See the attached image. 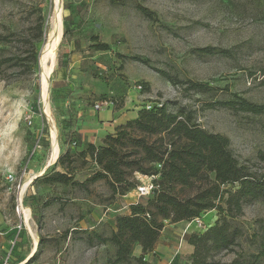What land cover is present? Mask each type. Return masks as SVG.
I'll return each mask as SVG.
<instances>
[{"label":"rangeland","instance_id":"rangeland-1","mask_svg":"<svg viewBox=\"0 0 264 264\" xmlns=\"http://www.w3.org/2000/svg\"><path fill=\"white\" fill-rule=\"evenodd\" d=\"M53 1L0 0V220L7 230L0 234V264H106L114 246L93 232L109 236L116 216L129 214V204L148 199L137 186L111 199L103 181L90 184L89 195L77 187L36 182L55 163L46 165L52 137L44 112L59 156L61 150L74 152L87 143L73 129L78 115L103 100L111 101L116 112L126 110V98L138 96V111L149 102L164 104L168 111L182 109L205 131L228 137L240 163L264 173V112L234 111L217 103L236 94L264 105V0H62L58 68L47 86V111L38 41L42 22V43L49 31ZM64 27L68 33L63 37ZM101 43L108 49L96 50ZM33 45L40 47L37 65ZM163 70L168 77L161 75ZM194 82L209 90L197 92L190 87ZM136 84H141L140 92ZM74 166L78 181L94 168L79 160ZM135 175L147 190L148 180ZM243 208L238 221L252 232L264 220V201ZM210 218L202 216L201 227L183 223L182 229L168 228L165 236L173 241L164 245L168 254L161 257L154 249L146 258L155 264H185L184 234L199 232ZM34 241L35 251L25 262ZM138 247L132 253L136 257ZM248 249L244 242L235 253L217 258L229 264Z\"/></svg>","mask_w":264,"mask_h":264},{"label":"trees","instance_id":"trees-1","mask_svg":"<svg viewBox=\"0 0 264 264\" xmlns=\"http://www.w3.org/2000/svg\"><path fill=\"white\" fill-rule=\"evenodd\" d=\"M42 24L40 47L44 39ZM64 29L63 37L68 33ZM32 47V60L37 65L40 47ZM95 49L106 50L108 45L96 44ZM135 58L148 64V60ZM159 72L168 77L164 70ZM190 87L197 92L209 90L207 84L195 82ZM217 103L234 111L264 112V105L236 94ZM158 104L144 107L133 119L119 123L100 145L89 142L74 152L61 150L52 169L35 181L50 187H77L88 195L90 184L103 181L112 199L138 186L136 173L151 180L153 187L145 194L146 202L129 204L130 213L116 216L115 229L109 236L93 232L100 242L114 246L113 257L106 264H155L146 256L153 253L165 222H191L213 209L217 212L213 224L183 236L193 247L186 264H221L218 255L235 253V247L244 242L249 245L248 251L229 264H264V220L258 221L252 232L238 221L246 203L264 201V173L240 163L228 137L205 131L182 109L168 111L164 104ZM78 160L94 166L83 181L74 178V163ZM135 246L140 247L137 257L132 254Z\"/></svg>","mask_w":264,"mask_h":264},{"label":"crops","instance_id":"crops-1","mask_svg":"<svg viewBox=\"0 0 264 264\" xmlns=\"http://www.w3.org/2000/svg\"><path fill=\"white\" fill-rule=\"evenodd\" d=\"M58 68V66H57ZM61 69V68H59ZM63 70V68H62ZM63 73V72H62ZM60 77V76H59ZM131 98V97H129ZM140 101L137 98L133 97L131 100L126 98L125 101V109H119V112H116L117 110L112 107H105L103 106L101 109L96 110L93 107L88 109L84 114L78 115V123L77 127L73 128L75 131L78 132L79 136H81L82 140L81 142L86 141L87 143L92 142L94 144H97V142H101L102 138L104 137V134L106 133H112L114 131L115 126L119 125V120H122V118L127 119H133L138 112V108L140 106ZM123 110V111H122ZM80 116V119H79ZM119 122V123H118ZM47 165V164H46ZM44 165V166H46ZM211 214V218L208 220V222H205L206 225H211L214 223V221L217 218V212L216 210H211L203 214L202 216H208ZM183 223H186L190 225L192 222H186V221H179V222H165L164 228L161 230L160 235L157 239V243L154 246V249H156L161 257H163L161 254H168V250L164 248V245L168 247L170 243H173L171 239H169L167 236H165V233L167 232L168 228L175 229V228H183ZM3 222L0 220V234L4 235L7 230L3 229L2 227ZM193 231V230H191ZM185 240V239H184ZM167 242L168 244H165ZM187 243V252H186V259L185 264L188 262L189 256L192 253L193 247ZM163 244V245H162ZM140 250V247H138ZM179 256L176 258V261L179 260Z\"/></svg>","mask_w":264,"mask_h":264},{"label":"bare ground","instance_id":"bare-ground-1","mask_svg":"<svg viewBox=\"0 0 264 264\" xmlns=\"http://www.w3.org/2000/svg\"><path fill=\"white\" fill-rule=\"evenodd\" d=\"M61 8H62V0H54L51 6V12H50V16L47 22V28L49 29V31H47V36L44 40V42L42 43L41 49H40V55H39V60H40V83H41V91H42V99H43V103L44 106L46 108V110L48 111V106H47V102H48V90H47V86L49 84V80L51 79V77L53 76V71L56 69V65H57V51H58V42L60 40L61 37V32H62V18H61ZM46 31V30H45ZM45 114L46 120L49 122L50 124V132H51V147H50V155L47 159V165L49 164H53L57 158H58V142H57V138L55 136L54 133V128L53 125L50 123L49 121V115ZM28 185V183H25L24 185H22L21 189H20V194L23 193V191L25 190L26 186ZM21 206V204H20ZM18 210H19V205H18ZM22 211V208H21ZM28 214H25L26 219ZM35 243V241H34ZM33 243V244H34ZM37 244L35 243V245L33 246L32 252L31 254L34 253L35 248H36ZM30 254V255H31ZM30 257V256H29ZM28 257V258H29Z\"/></svg>","mask_w":264,"mask_h":264},{"label":"built area","instance_id":"built-area-1","mask_svg":"<svg viewBox=\"0 0 264 264\" xmlns=\"http://www.w3.org/2000/svg\"><path fill=\"white\" fill-rule=\"evenodd\" d=\"M134 87L137 89V90H139V92L142 90V88H141V84H136V85H134ZM94 105V108L96 109V110H98V109H101L103 106H105V107H112L113 106V104H112V102L111 101H109V100H103L102 102H96V103H94L93 104ZM152 103H147L146 104V109H149V108H151L152 107ZM159 106H161V104H158ZM35 149H33L32 151H34ZM31 151V152H32ZM142 176V175H141ZM143 177H145L147 180H148V188H147V190H145V187H142V186H137L138 187V190L140 191V192H142L143 194H148L150 191H151V189H152V187H153V185H152V183H151V180L149 179V178H147L146 176H143ZM6 179L9 181V182H11V181H13V179H14V176L12 175V174H7L6 175ZM192 223H194V225H196L197 227L199 226V227H201V226H203L204 224L202 223V220H201V218H198V219H195V220H193V221H191ZM13 244V243H12ZM153 252H154V250H153Z\"/></svg>","mask_w":264,"mask_h":264},{"label":"water","instance_id":"water-1","mask_svg":"<svg viewBox=\"0 0 264 264\" xmlns=\"http://www.w3.org/2000/svg\"><path fill=\"white\" fill-rule=\"evenodd\" d=\"M31 255H32V254H31ZM31 255H30V257H31ZM30 257H29V258H30ZM29 258H27L25 262H27Z\"/></svg>","mask_w":264,"mask_h":264}]
</instances>
